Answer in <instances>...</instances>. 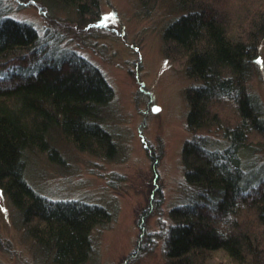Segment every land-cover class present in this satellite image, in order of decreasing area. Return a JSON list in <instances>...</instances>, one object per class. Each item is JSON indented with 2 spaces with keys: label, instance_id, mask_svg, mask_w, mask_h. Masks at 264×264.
<instances>
[{
  "label": "trees",
  "instance_id": "16d2710c",
  "mask_svg": "<svg viewBox=\"0 0 264 264\" xmlns=\"http://www.w3.org/2000/svg\"><path fill=\"white\" fill-rule=\"evenodd\" d=\"M1 1L0 190L25 233L54 264H85L91 231L110 212L38 193L25 177V155L37 149L61 162L53 143L57 133L81 151L114 157L116 142L102 124L113 89L98 68L59 50L31 23L9 16ZM43 1L73 10L77 20L94 16L99 6L98 0ZM215 1L175 0L182 12L162 37L166 53L180 58L185 74L199 81L185 91L186 126L215 127L229 143L210 149L197 139L184 141V179L198 193L168 210L171 223L158 235L168 264H204V254L214 252L226 256L219 264H264V163L250 173L243 160L264 140L263 105L247 85L264 38V0H218L228 6L220 12ZM157 195H150L154 210L162 202Z\"/></svg>",
  "mask_w": 264,
  "mask_h": 264
},
{
  "label": "rangeland",
  "instance_id": "374dc122",
  "mask_svg": "<svg viewBox=\"0 0 264 264\" xmlns=\"http://www.w3.org/2000/svg\"><path fill=\"white\" fill-rule=\"evenodd\" d=\"M142 1L98 0L95 15L83 21L73 10L43 0L1 1L9 16L31 23L59 50L75 52L98 68L113 89L102 124L116 142L114 157L81 151L57 133L53 143L61 162L37 149L25 155V177L38 193L53 200L99 204L110 212L109 219L91 231L92 252L85 264H168L158 232L171 223L172 206L198 193L184 179L182 144L197 139L207 148L222 149L229 143L215 127L186 126L185 91L199 81L185 74L180 58L166 53L162 37L165 26L182 10L175 0ZM223 2L211 3L225 11ZM257 53L247 85L264 109V38ZM259 140L243 156L250 173L264 163V140ZM154 192L162 198L158 210L149 208ZM204 257V264L226 260L222 252ZM0 264H54L51 254L25 233L18 212L1 190Z\"/></svg>",
  "mask_w": 264,
  "mask_h": 264
},
{
  "label": "water",
  "instance_id": "95a60500",
  "mask_svg": "<svg viewBox=\"0 0 264 264\" xmlns=\"http://www.w3.org/2000/svg\"><path fill=\"white\" fill-rule=\"evenodd\" d=\"M154 109H157V107H156V106H153V107H152V110H154Z\"/></svg>",
  "mask_w": 264,
  "mask_h": 264
},
{
  "label": "snow or ice",
  "instance_id": "6c2138e0",
  "mask_svg": "<svg viewBox=\"0 0 264 264\" xmlns=\"http://www.w3.org/2000/svg\"><path fill=\"white\" fill-rule=\"evenodd\" d=\"M154 111H158V109H154Z\"/></svg>",
  "mask_w": 264,
  "mask_h": 264
}]
</instances>
